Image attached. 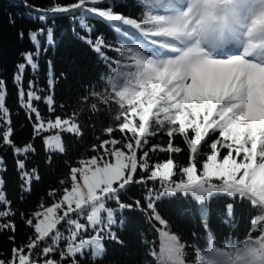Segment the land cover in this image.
I'll return each instance as SVG.
<instances>
[{"label": "snow or ice", "instance_id": "snow-or-ice-1", "mask_svg": "<svg viewBox=\"0 0 264 264\" xmlns=\"http://www.w3.org/2000/svg\"><path fill=\"white\" fill-rule=\"evenodd\" d=\"M120 7L123 5H110L107 0H75L44 10L73 13L74 18L79 13L87 32L93 29L85 17H98L129 40L117 49L119 58L114 60L107 55L109 45L102 36L95 40L80 37L108 73L99 77L107 84L103 92L90 91L81 99L87 102L95 97L104 105H116L111 119L117 123L103 129L108 139L92 145L97 154L81 158L59 181L63 187L49 191L53 198L50 205L41 203L30 216L21 214L34 234L25 245L14 244L12 256L0 258V264H80L77 257L88 250L93 264H103L108 240L124 244L112 231L114 226H124L117 213L142 207L140 200L126 203L121 196L129 186L148 181H159L162 186L159 192L149 189L144 197L150 219L161 226L157 229L159 248L148 253L155 264H264V0H143L139 16L127 15L118 10ZM36 18L44 20L46 15ZM45 33L47 43H55L50 29L29 32L33 50L24 53L14 80L23 106L36 117L34 130H57L45 138L47 150L64 153L67 147L60 133L83 135L79 122L83 109L45 121L34 106L42 99L34 81L27 90L23 87L26 69L36 72L40 68L39 59L47 50L42 39ZM19 35L23 38L24 33ZM49 83L51 86L52 81ZM6 97V82L0 79V119L7 117L8 125L0 132V144L11 147L17 155L34 151L30 144L15 145ZM47 103L49 110L55 111L51 96ZM90 108L98 111L95 103ZM158 131L168 136L166 147L149 144ZM114 132L122 138L113 136ZM176 136L187 146L189 163L178 165L170 157L150 164V152L183 151L173 143ZM203 147L209 151L203 153ZM200 155L204 156L202 161L197 160ZM17 168L24 181L22 187L30 191L39 174L35 169L27 170L23 159L17 160ZM4 171L6 165L0 157V173ZM4 186L5 178L0 175V233L14 234L16 223L11 217L15 211ZM178 193L199 206L207 232L202 249L188 245L172 232L156 208L161 197ZM221 194L246 202L256 212L245 238L229 240L223 246L206 224V204ZM109 202L116 208L108 207ZM227 209L231 217L233 204ZM80 217L86 223H81ZM90 230L94 235L84 238ZM9 239L14 242L15 235ZM40 256L46 258L38 259Z\"/></svg>", "mask_w": 264, "mask_h": 264}, {"label": "trees", "instance_id": "trees-1", "mask_svg": "<svg viewBox=\"0 0 264 264\" xmlns=\"http://www.w3.org/2000/svg\"><path fill=\"white\" fill-rule=\"evenodd\" d=\"M75 0H0V79L6 82L7 97L6 106L9 109L13 139L18 147L31 145L34 151L27 154L17 155L9 146L0 144V157L3 158L6 171L0 173L5 178L4 190L7 198L12 202L15 216L11 217L16 223V232L5 231L0 233V258L5 260L12 256V248L25 245L29 237L33 236V229L29 227L21 214L30 216L38 210L43 203L46 206L53 202L48 193L51 189H61L59 183L68 175L69 168L76 165L81 158L91 157L97 153L92 151L93 144H99L101 140L108 139L103 129L109 124L116 125L111 117L115 115L116 105H104L95 97H90L87 102L82 97L90 91L103 92L107 84L100 80L101 75L107 76L101 59L92 50L85 39L95 40L102 36L105 43L109 45L107 55L118 59L117 49L127 38H121L119 34L111 30L98 17H85L86 24L93 30L87 32L80 23L79 13H45L44 10L54 5H66L74 3ZM110 5L121 4L118 10L130 16H139L143 10V0H107ZM31 6V7H29ZM38 15H46V19L39 20ZM14 21V23H13ZM44 28L50 29L55 43H47L46 33L42 36L44 47L47 49L39 59L40 68L33 72L31 68L26 69L23 77V87L27 90L29 82L34 81L37 94L42 97L35 101L34 106L38 108L43 120H54L56 116L62 118L70 116L75 111L83 109L79 122L82 126L83 135L75 136L61 132L67 151L64 153L50 152L46 148L45 138L57 133L56 129L45 130L37 133L34 130L36 117L29 113L23 106L19 96L18 85L14 80L17 65L24 62V53L32 51L33 45L29 39V32ZM24 33L23 38L19 35ZM84 37L85 39H80ZM49 62H51L49 64ZM52 81L50 86L49 81ZM53 98L52 107L49 110L47 97ZM95 103L98 111L93 112L90 105ZM7 119H0V132L6 130ZM191 134V133H190ZM113 136L122 138V134L114 132ZM168 136L158 131L155 137H151L149 144L167 146ZM175 146L183 149L180 153L150 152V164L163 162L172 158L178 165L186 166L189 163V152L185 142L180 136L173 138ZM209 149L203 147L202 152L207 153ZM222 155L224 154L222 150ZM139 155V153H138ZM203 155L197 157L202 161ZM23 159L27 170L35 169L40 176L39 180H33L30 191L22 187L24 181L21 171L17 168V160ZM198 171L200 163L197 164ZM139 171V170H138ZM147 175V173H139ZM218 182V181H213ZM162 186L159 181H148L147 184H133L129 186L121 199L126 203L134 200L141 201V208L125 209L117 213V219H124V226H114L112 231L116 232L124 244H118L108 240L106 242L107 257L103 258V264H155L148 255L153 248L158 250L160 239L157 229L161 226L154 219H150L151 212L147 210V201L144 197L149 189L159 192ZM59 193L57 194V198ZM233 204L232 216H228L227 205ZM108 207L116 208L114 202H109ZM156 208L160 215L169 222V229L180 235L188 245L197 249L205 246L207 232L201 221L199 206L186 198L182 193L176 196L161 197L156 202ZM207 228L215 235L218 245L223 246L229 240L233 242L242 241L251 227L249 221L256 212L246 202L238 198H230L223 194L213 197L207 204ZM81 223H86L84 217H80ZM227 221V222H226ZM67 235L66 229L62 228ZM255 234V230H253ZM15 235V241L9 236ZM94 235L91 230L84 238ZM61 249L63 244L59 246ZM189 247L188 251H192ZM90 250L83 256L77 257L80 264H93L90 259ZM53 257L56 254H52ZM40 256L38 259H45ZM99 264V262H97Z\"/></svg>", "mask_w": 264, "mask_h": 264}, {"label": "rangeland", "instance_id": "rangeland-1", "mask_svg": "<svg viewBox=\"0 0 264 264\" xmlns=\"http://www.w3.org/2000/svg\"><path fill=\"white\" fill-rule=\"evenodd\" d=\"M174 179H177V177H174ZM159 244H160V242H159Z\"/></svg>", "mask_w": 264, "mask_h": 264}]
</instances>
